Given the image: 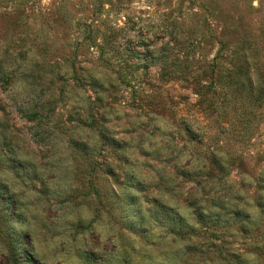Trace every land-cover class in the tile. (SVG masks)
I'll return each mask as SVG.
<instances>
[{
    "label": "rangeland",
    "instance_id": "374dc122",
    "mask_svg": "<svg viewBox=\"0 0 264 264\" xmlns=\"http://www.w3.org/2000/svg\"><path fill=\"white\" fill-rule=\"evenodd\" d=\"M0 264H264V0H0Z\"/></svg>",
    "mask_w": 264,
    "mask_h": 264
},
{
    "label": "trees",
    "instance_id": "16d2710c",
    "mask_svg": "<svg viewBox=\"0 0 264 264\" xmlns=\"http://www.w3.org/2000/svg\"><path fill=\"white\" fill-rule=\"evenodd\" d=\"M197 214H198V215H197V219H200V220H201V218H202V214H201V213H197ZM178 234L181 235L182 232L179 231ZM25 257H26L27 261L30 263V261H31L30 257H29V256H25Z\"/></svg>",
    "mask_w": 264,
    "mask_h": 264
}]
</instances>
